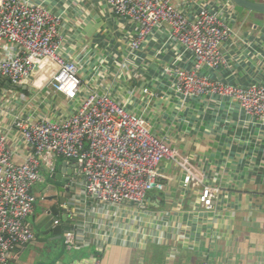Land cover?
Instances as JSON below:
<instances>
[{"label":"built area","instance_id":"built-area-1","mask_svg":"<svg viewBox=\"0 0 264 264\" xmlns=\"http://www.w3.org/2000/svg\"><path fill=\"white\" fill-rule=\"evenodd\" d=\"M62 2L61 13L48 0H0V78L15 86L47 85L76 103L57 119L15 118L19 138L30 151L21 164L14 161L7 136H0V264H9L15 251L35 241L28 219L39 201L52 202L42 208L47 215L54 206L64 210L54 225L63 226L64 248L95 249L92 264H101L112 245L140 248L148 241L163 242L172 213L154 212L148 196L165 190L160 169L165 161L181 170L202 212H213L228 197L213 163L183 154L169 138L154 134L145 113L129 110L126 100L110 91L115 78L150 76L151 56L161 65L150 80L164 94L152 90L150 80L129 94L141 91L147 108L169 93L186 117L200 105L201 125L210 112L215 135L233 138L229 151L240 139L241 156L255 173L264 172V19L262 28L241 36L243 51L234 57L230 46L237 12L231 0H105L121 23L123 39H115L121 44L118 52L102 54L100 83L85 79L84 65L64 55L69 0ZM116 67L115 75L111 69ZM60 161L67 164L61 193L49 183ZM180 228L178 240H186Z\"/></svg>","mask_w":264,"mask_h":264},{"label":"crops","instance_id":"crops-1","mask_svg":"<svg viewBox=\"0 0 264 264\" xmlns=\"http://www.w3.org/2000/svg\"><path fill=\"white\" fill-rule=\"evenodd\" d=\"M31 1L43 3L45 0ZM190 1L193 0H186V3ZM47 5L55 6L58 12L63 11L62 0H48ZM68 5L63 31L64 55L84 65L81 75L85 79L94 78V81L100 82L105 74V70L102 73L100 71L102 54L120 50L121 44L115 39H123L120 34L121 23L107 10L105 0H69ZM236 12L237 18L232 26L235 33L232 41L234 44L230 46V54L234 57L243 51L239 43L241 36L252 28L263 27L253 22L248 23V16L243 19L240 12ZM260 17L264 19V15L261 14ZM111 20H117L116 26L111 25ZM129 29L128 25L127 30ZM106 38L110 39V44L105 45ZM241 56H244L243 53ZM150 59V76L156 78L161 64L154 61L152 56ZM112 66L115 67L113 64ZM250 68L252 69V65ZM111 70L116 75L119 68ZM150 76H141L135 80L115 78L109 81L108 87L117 98L126 100L129 110L145 113L153 124L154 134L169 138L183 154L198 155L202 160L213 163L215 171L224 178L229 195L217 202L213 212L204 213L198 208V194L185 184L181 170L172 163L163 162L160 169L166 178L165 190L151 192L148 200L151 209L157 214L161 215L166 211L172 213L169 228L162 230L165 240L161 243L157 240L148 241L140 248L112 245L102 254L100 263L134 264V254L137 251L146 253L145 257H140L138 264H264V172L255 173L247 158L241 156L244 148L240 139L235 141L229 151L233 138L215 135L211 130L214 116L210 112H207L201 125L200 105H197L196 112H190L186 117L169 93L163 99H155L147 108L144 105L145 95L141 91H137L134 96L129 94L132 89L139 90L144 83L147 85ZM156 84L151 81L150 88L164 89L159 84L155 87ZM75 104L56 94L47 85L28 83L17 87L6 81L0 82V136H7L14 161L21 164L30 153L14 126L17 116L33 120L43 116L57 119L73 111ZM45 217L42 208L36 206L35 214L28 219L33 230L36 229L31 219L41 225ZM180 227L187 236L186 240H178L177 232ZM156 233L160 235L161 230ZM43 237H48L49 240L50 235ZM48 240L40 242L36 237L32 244L15 251L9 264H92L94 254L90 253H95V249L68 251L64 248L63 241L50 243Z\"/></svg>","mask_w":264,"mask_h":264},{"label":"water","instance_id":"water-1","mask_svg":"<svg viewBox=\"0 0 264 264\" xmlns=\"http://www.w3.org/2000/svg\"><path fill=\"white\" fill-rule=\"evenodd\" d=\"M235 6L242 8L249 13H255V14H262L264 15V2H257V1H252V0H231ZM6 81L7 84H10L6 79L0 78V82ZM21 87V86H17ZM66 162H63L59 169L58 172L54 175L51 176L49 183L53 188H57L58 192H63L64 188L63 186L65 185L67 179L63 176L65 174V169H66ZM71 171L68 172L70 174ZM60 203L65 202V198H59ZM64 212V210H60L57 206H54L51 208V212L47 215L41 225H39L36 221L33 223V227L37 230L40 231L42 236H49L50 238L48 242H60L63 240V226L62 225H55V222L58 220V217L60 216V213ZM66 215L62 217L63 220H66Z\"/></svg>","mask_w":264,"mask_h":264},{"label":"rangeland","instance_id":"rangeland-1","mask_svg":"<svg viewBox=\"0 0 264 264\" xmlns=\"http://www.w3.org/2000/svg\"><path fill=\"white\" fill-rule=\"evenodd\" d=\"M252 1H257V2H264V0H252ZM235 9L238 11V13L240 12V14H241V18H243L244 19V16L246 17V16H248L247 18H248V23H250V22H253V23H255L256 25H258V26H260V27H262L263 26V20L261 19V14H255V13H252V14H250L248 11H246V10H244V9H242V8H239V7H237V6H235ZM255 15H257V16H255ZM117 20H111V25H113V26H116V24H117V22H116ZM63 161H60V162H58L57 163V167H59V165H61V163H62ZM47 178H48V173H43ZM51 204H52V202L51 201H46V202H44V201H39L36 205H37V208H47V207H50L51 206ZM31 222H32V224L35 222V219H31ZM66 227V226H65ZM34 233H35V235H36V237H37V239L41 242V241H45V242H47V240H48V237H43L42 235H41V233L39 232V231H37V230H34ZM48 247V246H47ZM146 254V253H145ZM145 254H142L141 252H137V251H135V254H134V264H138V260L140 259V257L143 255L144 257H145Z\"/></svg>","mask_w":264,"mask_h":264},{"label":"trees","instance_id":"trees-1","mask_svg":"<svg viewBox=\"0 0 264 264\" xmlns=\"http://www.w3.org/2000/svg\"><path fill=\"white\" fill-rule=\"evenodd\" d=\"M83 253H85V254L87 253V255L89 254V252H87V251H83ZM90 254H94V251H92Z\"/></svg>","mask_w":264,"mask_h":264}]
</instances>
